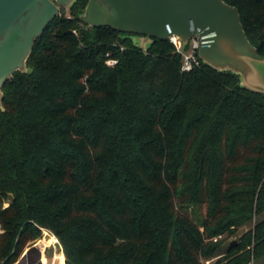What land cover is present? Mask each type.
I'll return each mask as SVG.
<instances>
[{
  "label": "trees",
  "instance_id": "obj_1",
  "mask_svg": "<svg viewBox=\"0 0 264 264\" xmlns=\"http://www.w3.org/2000/svg\"><path fill=\"white\" fill-rule=\"evenodd\" d=\"M225 1L264 54V0ZM87 3L55 17L28 59L32 72L3 87L0 264L44 230L66 264L264 257V94L202 59L183 71L169 39L144 51L84 24ZM250 223L222 252L214 238Z\"/></svg>",
  "mask_w": 264,
  "mask_h": 264
},
{
  "label": "water",
  "instance_id": "obj_2",
  "mask_svg": "<svg viewBox=\"0 0 264 264\" xmlns=\"http://www.w3.org/2000/svg\"><path fill=\"white\" fill-rule=\"evenodd\" d=\"M76 1L0 0V109L5 83L18 71L32 72L28 59L37 40ZM79 19L128 35L144 51L156 39L177 36L186 46L192 36L212 34L199 49L200 59L238 74L242 87L264 94V54L248 38L238 7L225 0H88ZM55 246L63 249L59 240Z\"/></svg>",
  "mask_w": 264,
  "mask_h": 264
},
{
  "label": "rangeland",
  "instance_id": "obj_3",
  "mask_svg": "<svg viewBox=\"0 0 264 264\" xmlns=\"http://www.w3.org/2000/svg\"><path fill=\"white\" fill-rule=\"evenodd\" d=\"M8 203H6L5 205H7ZM253 224H247L243 227H241L238 231V233L236 235H228V234H225L224 236H218V238H221L223 239V245H224V248L222 249V252H224L226 250V247L231 245L233 242H235L236 244L239 242L240 240V236L245 232L247 231L249 228L252 227ZM3 230H0V232H2ZM45 233H50L52 238L49 239L48 237L45 236ZM55 239H56V242L57 240H59L51 231H48V230H44L43 232V235L35 240V241H30L26 244L22 254L20 255V257L16 260V262H14L13 264H19L20 261H22L23 257H24V252L27 251L35 257L37 258V256H39L37 253H36V249H31V250H26V248H31L33 247L34 245H37V247H39V250L43 251V248H42V245L41 243L44 244V247H48L47 248V256L51 259V264H66V257L63 253V249H57L56 246H55ZM214 238V240H217ZM38 241V243H37ZM35 243V244H34ZM37 243V244H36ZM26 252V253H27ZM222 255V254H221ZM221 255H218V256H214L212 258H209V259H204L203 260V264H215L219 261ZM249 264H264V257L258 259V260H252Z\"/></svg>",
  "mask_w": 264,
  "mask_h": 264
},
{
  "label": "built area",
  "instance_id": "obj_4",
  "mask_svg": "<svg viewBox=\"0 0 264 264\" xmlns=\"http://www.w3.org/2000/svg\"><path fill=\"white\" fill-rule=\"evenodd\" d=\"M211 35L212 34L192 36L186 46L177 36L170 37L169 40L175 45L177 52L182 55L183 71L191 70L194 66L199 65V49L202 44L206 43L209 40ZM108 62L114 64L116 63V60H109ZM215 239H217V237Z\"/></svg>",
  "mask_w": 264,
  "mask_h": 264
},
{
  "label": "flooded vegetation",
  "instance_id": "obj_5",
  "mask_svg": "<svg viewBox=\"0 0 264 264\" xmlns=\"http://www.w3.org/2000/svg\"><path fill=\"white\" fill-rule=\"evenodd\" d=\"M47 248L48 247H46V246L43 247V251H45ZM45 255H46V259H47L46 263H43V262H45L44 257H42L43 262H38L39 256H37V258H35L29 251L24 255L22 261H20L19 264H51V259L47 256V251H46Z\"/></svg>",
  "mask_w": 264,
  "mask_h": 264
},
{
  "label": "crops",
  "instance_id": "obj_6",
  "mask_svg": "<svg viewBox=\"0 0 264 264\" xmlns=\"http://www.w3.org/2000/svg\"><path fill=\"white\" fill-rule=\"evenodd\" d=\"M36 242V241H35ZM37 243H38V241H37ZM36 243V244H37ZM35 244V243H34ZM41 245H42V248L44 247V244L43 243H41ZM31 250V249H36V253L39 255V258H38V262H43L42 260V257H44L45 258V262H43V263H46V261H47V259H46V255H45V253H46V251H47V249L45 250V251H41V250H39V247H37V245H34L33 247H31V248H26V250ZM26 252L27 251H25L24 252V254L23 255H25L26 254Z\"/></svg>",
  "mask_w": 264,
  "mask_h": 264
},
{
  "label": "bare ground",
  "instance_id": "obj_7",
  "mask_svg": "<svg viewBox=\"0 0 264 264\" xmlns=\"http://www.w3.org/2000/svg\"><path fill=\"white\" fill-rule=\"evenodd\" d=\"M49 239H51L52 238V236L50 235V236H47ZM55 242H56V239H55Z\"/></svg>",
  "mask_w": 264,
  "mask_h": 264
}]
</instances>
